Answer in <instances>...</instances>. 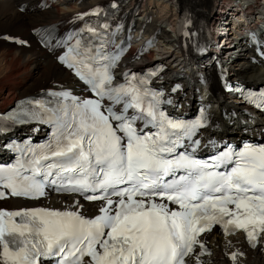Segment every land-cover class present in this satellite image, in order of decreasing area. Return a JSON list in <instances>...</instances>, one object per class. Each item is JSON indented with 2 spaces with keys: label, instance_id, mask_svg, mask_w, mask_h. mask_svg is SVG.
Listing matches in <instances>:
<instances>
[{
  "label": "snow or ice",
  "instance_id": "obj_1",
  "mask_svg": "<svg viewBox=\"0 0 264 264\" xmlns=\"http://www.w3.org/2000/svg\"><path fill=\"white\" fill-rule=\"evenodd\" d=\"M97 51L76 40L59 57L95 95L54 92V107L36 101L53 124L52 139L39 152L30 150L31 160L0 167V184L11 196L33 199L55 185L100 202L98 214L0 210V264H187L197 247L202 264L199 235L217 225L225 233L245 232L253 247L264 240V144L225 146L197 158L199 141L192 138L204 114L171 117L145 77L114 85L111 68L119 56ZM248 99L264 107V92Z\"/></svg>",
  "mask_w": 264,
  "mask_h": 264
},
{
  "label": "bare ground",
  "instance_id": "obj_2",
  "mask_svg": "<svg viewBox=\"0 0 264 264\" xmlns=\"http://www.w3.org/2000/svg\"><path fill=\"white\" fill-rule=\"evenodd\" d=\"M41 0H3L0 1V108H5L15 99L36 94L44 90H58L70 88L74 91L81 89V85L53 59L52 55L39 48L34 41L32 31L39 26L54 23L60 20L77 18L82 13H89L97 4L107 0H58L51 3L47 9L38 6ZM234 0H129L126 8L133 10L137 5L141 9L135 21L141 26L144 23L145 31H159V39L162 48L158 52L160 58L169 67L166 76H181L187 84L192 77L191 71H182L179 63L176 46H180L182 37L178 33L180 24L185 16L194 17L196 20H204L211 24L226 6L231 5ZM248 4L251 14L264 12V0H244ZM25 5V11H20V6ZM169 26L174 32L163 29ZM18 38L26 40L28 45H17L3 39ZM240 52L235 55L228 65L231 74L235 78H243L247 81H264V66L260 61H251V52L248 46L241 43ZM233 48H228L231 51ZM151 59V55L143 59L126 60V67L139 65ZM32 68L35 72H32ZM188 94L191 93L186 86ZM215 93L217 89L215 88ZM191 95V94H190ZM188 95V97L190 96ZM223 108L229 105L220 101ZM241 111L242 106L238 107ZM238 123V119L236 121ZM226 125V122L224 121ZM264 126V121L261 123ZM232 128L228 125L223 136L231 137ZM12 209L28 206V202L19 199L5 201ZM41 203V202H40ZM33 204V203H32ZM49 206L68 207L70 209H81V212L94 214L100 204L82 203L74 196L53 195L49 199ZM209 243L212 252L203 256L202 264H264V240L255 248L248 250L242 242L235 237L222 238L217 231L204 236ZM236 253L235 261L232 254ZM197 264V262H194Z\"/></svg>",
  "mask_w": 264,
  "mask_h": 264
},
{
  "label": "rangeland",
  "instance_id": "obj_3",
  "mask_svg": "<svg viewBox=\"0 0 264 264\" xmlns=\"http://www.w3.org/2000/svg\"><path fill=\"white\" fill-rule=\"evenodd\" d=\"M163 29H165L167 31L166 27H164V26H163ZM32 72H35V69L34 68H32ZM36 72H35V74H36Z\"/></svg>",
  "mask_w": 264,
  "mask_h": 264
}]
</instances>
